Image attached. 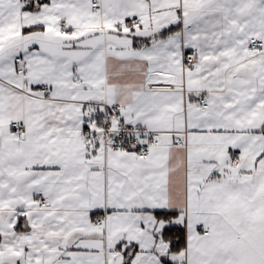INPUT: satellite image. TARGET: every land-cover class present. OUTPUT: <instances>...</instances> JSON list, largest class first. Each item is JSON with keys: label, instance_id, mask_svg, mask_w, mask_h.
Here are the masks:
<instances>
[{"label": "snow or ice", "instance_id": "1", "mask_svg": "<svg viewBox=\"0 0 264 264\" xmlns=\"http://www.w3.org/2000/svg\"><path fill=\"white\" fill-rule=\"evenodd\" d=\"M0 264H264V0H0Z\"/></svg>", "mask_w": 264, "mask_h": 264}]
</instances>
